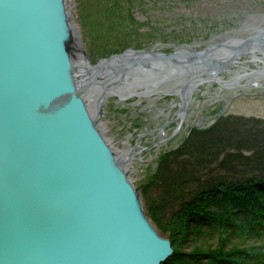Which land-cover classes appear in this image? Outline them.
Instances as JSON below:
<instances>
[{"label": "water", "instance_id": "95a60500", "mask_svg": "<svg viewBox=\"0 0 264 264\" xmlns=\"http://www.w3.org/2000/svg\"><path fill=\"white\" fill-rule=\"evenodd\" d=\"M252 27L202 50L93 62L71 0H0V264H165L172 241L146 213L131 156L106 135L105 105L162 89L185 116L186 98L227 84L241 58L264 64V25Z\"/></svg>", "mask_w": 264, "mask_h": 264}, {"label": "trees", "instance_id": "16d2710c", "mask_svg": "<svg viewBox=\"0 0 264 264\" xmlns=\"http://www.w3.org/2000/svg\"><path fill=\"white\" fill-rule=\"evenodd\" d=\"M97 1L103 20L89 32L93 62L143 48L132 0ZM141 194L149 219L172 241L165 264H264V120L226 116L192 128Z\"/></svg>", "mask_w": 264, "mask_h": 264}, {"label": "rangeland", "instance_id": "374dc122", "mask_svg": "<svg viewBox=\"0 0 264 264\" xmlns=\"http://www.w3.org/2000/svg\"><path fill=\"white\" fill-rule=\"evenodd\" d=\"M131 3V11L140 28L137 39L143 47H131L133 49L172 52L189 46L200 50L212 41H223L230 33L240 38L248 37L253 34L252 26L264 25V0H132ZM71 10L92 59L90 50L94 44L88 42L89 32H97L98 22L103 20L102 7L97 0H71ZM256 65L249 63L248 68L258 69ZM224 75L230 77L227 72ZM259 81L260 86L241 87L235 94L216 83L202 87V91L193 96L187 119L178 134L172 136L178 123L173 120L161 136L155 133L144 138L149 146L162 139L165 141L144 152L141 160L132 164L131 177L140 191L152 179L161 157L180 146L192 128L210 127L226 116L264 120V77ZM172 104L170 97L134 98L123 102L112 97L105 105L102 118L106 135L118 148L123 147L126 139L133 145L143 132L165 125L176 109ZM160 109H163L161 114Z\"/></svg>", "mask_w": 264, "mask_h": 264}, {"label": "bare ground", "instance_id": "6f19581e", "mask_svg": "<svg viewBox=\"0 0 264 264\" xmlns=\"http://www.w3.org/2000/svg\"><path fill=\"white\" fill-rule=\"evenodd\" d=\"M204 49V48H203ZM198 50V49H197ZM200 50H202V49H200ZM251 59V61L252 62H254L255 60L253 59V58H249L248 57V59L247 60H250ZM246 60V59H245ZM264 61V60H263ZM249 61H247L245 64H241V63H237L236 65H234V66H231L227 71H231V72H229V75H230V77H227V78H225V73L223 74V76H222V80L224 81V82H227V84H224V83H221V84H218V85H220V87L222 88V89H227V90H233V92H234V94H235V92H237V90L238 89H240L241 87H250V85L252 84V86L253 85H261V81H259V78H255L254 77V75H255V73L254 74H252L253 75V77H252V75H248V74H245V75H243L244 73H248V72H250L249 71V68H248V65H249V63H251V62H249ZM255 64H257L258 65V69H257V71H260V72H264V64H260L259 65V62L258 61H255L254 62ZM242 68H243V70H242ZM232 72H236V75H234ZM256 76H257V74H256ZM215 82H211V83H206V84H203V85H201L200 87H199V89L191 96V97H187L186 98V101H188L189 102V104L190 103H192V100H193V96L195 95V94H197L198 92H200V91H202V87H205V86H207V85H213ZM217 84V83H216ZM224 85H228V87H225ZM160 90H162V89H160ZM160 90L159 89H156V90H154V91H152V92H150L149 93V95H148V97L147 98H149V99H151V100H157V99H160V98H163V96H165V94L163 93V92H160ZM166 92L167 93H170L171 94V92L169 91V90H166ZM173 93V92H172ZM136 95L137 94H135L134 96H131V98H129V97H127V99L128 100H130V99H134L135 97H136ZM138 95H141V93H138ZM137 98V97H136ZM140 98H145V97H140ZM137 99H139V98H137ZM180 103V105H182L183 106V102H179ZM163 110H161V112H162ZM178 119L179 120H177L178 121V123H177V131H176V134H178V132H179V130H181V128H182V125H183V123H184V121L186 120V118H187V116L185 117V116H183V114L181 115V113H178ZM175 134V135H176ZM165 140V139H164ZM126 142H129V140L128 139H126ZM120 151L121 152H123L125 155H128L126 152V150H122V149H120ZM133 164V163H132ZM131 163H130V166H133Z\"/></svg>", "mask_w": 264, "mask_h": 264}, {"label": "flooded vegetation", "instance_id": "af4514ba", "mask_svg": "<svg viewBox=\"0 0 264 264\" xmlns=\"http://www.w3.org/2000/svg\"><path fill=\"white\" fill-rule=\"evenodd\" d=\"M249 58H251V57H249ZM247 59H248V57H243L240 59L239 63L245 64L247 61H249L252 64H254V62H252L251 59L250 60H247ZM242 70H243V68H242ZM231 71H226V72L229 74V72H231ZM249 71L250 72H248V73L246 72L243 75H245V74L252 75V74H254V71H257V69H249ZM232 73L234 75H236V72H232ZM252 77H253V75H252ZM257 77H258V74H257ZM165 97H170L171 104L173 103L172 107L176 108L175 111L172 113V115L169 117L168 121L165 123V125L160 126V127L156 128L155 130H152V131L143 132V134H140L138 136V138L135 140L133 145L130 141L129 142L124 141V142H122V146L124 148L123 147L118 148V149H122V150L127 151L126 152L128 154L127 156H131V158H132L131 164L135 163L136 161H140L144 152L150 151L152 148H154L155 146H157V145H159L165 141L164 139H162V140H159L158 142L150 144V146H149V141H143L144 138L145 139H147L148 137L150 138V137L154 136L155 133H157L158 136H161L164 133L165 128L167 126H169L173 122V120H179L178 116H177L178 113H181V115L183 114L182 105H180V103H179V102H182L180 95H165V96H163V98H165ZM145 98H147V97H145ZM190 104H188V106L186 108L185 117L188 116V108H189ZM161 110H163V109H160L159 114L163 113V111L161 112ZM176 131H177V128H175V130L173 131L172 136H174V134H176ZM153 139H155V138H153ZM114 144L117 145L116 143H114Z\"/></svg>", "mask_w": 264, "mask_h": 264}]
</instances>
